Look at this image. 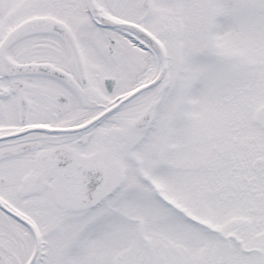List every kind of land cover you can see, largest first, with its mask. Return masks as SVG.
I'll return each mask as SVG.
<instances>
[{
    "label": "snow or ice",
    "instance_id": "1",
    "mask_svg": "<svg viewBox=\"0 0 264 264\" xmlns=\"http://www.w3.org/2000/svg\"><path fill=\"white\" fill-rule=\"evenodd\" d=\"M0 264H264V0H0Z\"/></svg>",
    "mask_w": 264,
    "mask_h": 264
}]
</instances>
